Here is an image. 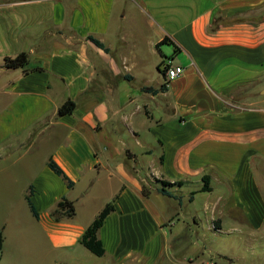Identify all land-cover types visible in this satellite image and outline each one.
I'll list each match as a JSON object with an SVG mask.
<instances>
[{
  "label": "crops",
  "instance_id": "obj_1",
  "mask_svg": "<svg viewBox=\"0 0 264 264\" xmlns=\"http://www.w3.org/2000/svg\"><path fill=\"white\" fill-rule=\"evenodd\" d=\"M22 2L0 5V194L30 211L3 216L0 264H264V0ZM108 202L97 255L80 238ZM238 225L250 259L214 245Z\"/></svg>",
  "mask_w": 264,
  "mask_h": 264
},
{
  "label": "trees",
  "instance_id": "obj_2",
  "mask_svg": "<svg viewBox=\"0 0 264 264\" xmlns=\"http://www.w3.org/2000/svg\"><path fill=\"white\" fill-rule=\"evenodd\" d=\"M93 38L97 43L100 45H103V43L98 40L97 38ZM167 39L164 38L162 41H159L158 45ZM29 61V55L26 51H20L16 55H6L4 59V66L7 68H17L24 66ZM75 101L69 99L65 101L58 109V113L60 115L71 113L73 112L75 108ZM49 164L52 166L55 171L62 174L67 180L70 185H72L73 181L70 180L67 175L64 173L63 169L53 160H49ZM204 184L202 186V190H210L212 189L210 185V175L205 174L203 176ZM181 183V181H179ZM175 184V182L163 180L162 186L159 187V190L166 194H171L168 186H171ZM145 193L146 190H144ZM29 204L32 208V211L37 215L38 212L31 200V198L28 196ZM114 209V204L112 202H108L101 211L96 215L94 220L87 226L86 230L82 234L80 241L89 248L92 252H94L97 255H102L105 253V246L103 244V241L98 236V231L101 225L103 224L106 216ZM76 211L75 203L73 200L69 199L67 196H63L57 203L56 207L52 210V215L59 218L64 215H73ZM4 245V234L3 231L0 230V259H1V253Z\"/></svg>",
  "mask_w": 264,
  "mask_h": 264
},
{
  "label": "rangeland",
  "instance_id": "obj_3",
  "mask_svg": "<svg viewBox=\"0 0 264 264\" xmlns=\"http://www.w3.org/2000/svg\"><path fill=\"white\" fill-rule=\"evenodd\" d=\"M22 1L24 0H0V5H7L11 9L12 7L16 8L15 10H21L22 9ZM127 9H133L130 5V3H127L125 6ZM120 5H117L116 12L120 9ZM33 24V23H32ZM32 26L34 27H42L44 26V23H35ZM49 26V23H47L46 27ZM6 203H9V208H6ZM0 230L3 229V216L7 212H16L19 218H21L23 221H27V215L30 211V208L28 206L27 201L24 199L23 195L20 194V192H15L13 194H0ZM12 207L15 209V211L12 209ZM12 234H17V232L22 228H30L29 231H38V225H26L22 223V226H13ZM246 226L238 225L237 227H233L231 229V234H222L220 237H216L217 240L214 241L215 247H219L222 249H229V254L235 256L234 254H240L242 256L247 257L248 259L251 258L250 251L248 249H245V244L241 243L238 239H240V235L245 236L246 233ZM227 237H232L233 241L235 242V245H232L231 247H228V242L226 240ZM233 243V242H231ZM257 245V244H256ZM259 246V245H257ZM228 247V248H227ZM259 250H261L259 248ZM208 251V250H207ZM207 254H211L209 251ZM216 254V253H215Z\"/></svg>",
  "mask_w": 264,
  "mask_h": 264
},
{
  "label": "built area",
  "instance_id": "obj_4",
  "mask_svg": "<svg viewBox=\"0 0 264 264\" xmlns=\"http://www.w3.org/2000/svg\"><path fill=\"white\" fill-rule=\"evenodd\" d=\"M162 68L166 77V81L169 82L171 79L178 77L185 70L184 65L175 63L171 58L167 57L162 62Z\"/></svg>",
  "mask_w": 264,
  "mask_h": 264
}]
</instances>
